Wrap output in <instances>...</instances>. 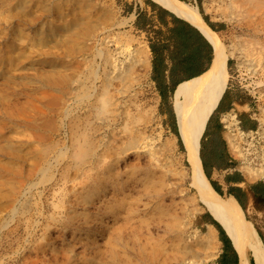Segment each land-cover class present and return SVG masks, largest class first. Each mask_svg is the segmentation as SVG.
Instances as JSON below:
<instances>
[{
  "label": "rangeland",
  "instance_id": "1",
  "mask_svg": "<svg viewBox=\"0 0 264 264\" xmlns=\"http://www.w3.org/2000/svg\"><path fill=\"white\" fill-rule=\"evenodd\" d=\"M182 1L238 42L226 86L247 116L253 92L264 101V14L243 0ZM140 8L149 11L145 0H0V264H216L220 234L159 106ZM135 54V81H114L112 60ZM108 82L116 123L98 113ZM144 102L154 122L128 124L123 107ZM124 123L151 137L145 148ZM241 209L264 247V203Z\"/></svg>",
  "mask_w": 264,
  "mask_h": 264
},
{
  "label": "bare ground",
  "instance_id": "2",
  "mask_svg": "<svg viewBox=\"0 0 264 264\" xmlns=\"http://www.w3.org/2000/svg\"><path fill=\"white\" fill-rule=\"evenodd\" d=\"M153 1L191 22L203 33V35L211 42L213 46L215 58L212 65L202 74L178 83L174 89L172 95V109L175 116L177 133L185 149L186 160L189 164L188 174L190 176V180L193 185H195V187L203 193V202L209 208V211L216 218V220L223 226L227 235L231 238L233 245L235 246L240 257L239 264H247L245 258V250L247 248L250 250L255 264H264V247L262 246L261 240L254 227L248 220L244 218L240 205L232 196L222 197L218 192L215 191V189H213L203 171L199 156V140L205 128L207 119L216 107L225 90L228 78L226 68L227 59L231 56H236L237 52H239L238 42L233 38L230 39L229 43H225L218 33L202 19L197 7L191 6L185 1ZM243 1L248 3L251 9L256 8L264 14V0ZM142 49H136L135 53L139 54L143 52ZM137 54H135V57L131 58V60L122 66H116L115 63H113V60L112 62L110 61V64L113 65V69H111L110 72L114 74V77L111 75L113 78H115L114 81L118 79L121 81V83L126 84L125 86H128V82L134 80L132 76L134 68L137 66L136 64L139 63L138 61L141 60L137 57ZM138 56H140V54ZM112 77H109V79L111 80ZM109 82L107 87L106 85L103 87V91L99 95V102L101 105L98 106L100 109L98 112L99 115L101 114L100 116L103 117V121H108V123L112 121L115 122L116 117L119 115L117 112L118 101H116V97L111 93L112 90L110 91L108 88V86H111ZM125 86L123 85V87ZM125 89L122 90L124 91ZM123 91H121V93ZM130 103L133 102L130 101ZM133 106L135 107L134 111L131 110V106L123 107V115H125V121L127 123L128 120L135 119H143L146 121L153 120L154 122L155 113L154 108L151 105H148L147 102H144L143 105L134 103ZM100 116H98L99 119ZM88 125L89 127L87 126L86 128L89 131L95 130L97 127L93 126L90 120ZM124 125L125 130L130 133V141L133 145L135 144L133 147L138 146L145 148L148 144L146 139L148 136L145 135L144 137H141L139 136L141 133L138 132L134 136V132L130 126H127L126 123H124ZM133 128L136 129V127ZM90 134L91 133L88 131L85 132L89 150L94 145ZM149 138L151 137H148V139ZM169 142L170 139L166 138L165 140L161 141V144L166 145Z\"/></svg>",
  "mask_w": 264,
  "mask_h": 264
},
{
  "label": "crops",
  "instance_id": "3",
  "mask_svg": "<svg viewBox=\"0 0 264 264\" xmlns=\"http://www.w3.org/2000/svg\"><path fill=\"white\" fill-rule=\"evenodd\" d=\"M147 12L149 14L152 13L150 8ZM189 23L196 28L198 34H191L190 38L184 41V43H181L177 39L169 36L167 27L159 26L158 24H156L154 28H161V34L153 37V32L149 33V37L152 38L150 42H153L157 49L155 56L149 47L150 78L155 84L158 95L159 92L157 89V84L152 79V76H155L162 81V84L159 86V88L165 95L168 96L167 99H163L159 95V106L168 104L172 109L171 98L178 83L202 74L212 65L211 62L214 57V49L211 42L196 26H194L191 22ZM170 25L171 23H168V26ZM171 87L173 88L172 91H170ZM225 89V95L222 94L221 98L219 99V101L221 100L222 105L227 106L230 104L231 106L233 103H237L239 106H241L237 101L238 98L232 99L231 103H229L231 100L230 96L233 95V88L231 86H226ZM238 110L240 114H243L241 109L238 108ZM212 115L213 114H211L207 120L205 126V134L203 136L202 147L200 150L202 154V160L200 159L201 164L203 162L205 168L208 171V180H212L218 186V189L222 191V194L232 196L237 201L235 196L229 193V190H236L237 186L244 190L246 195L244 199V207L248 206L254 202V191H256V193L264 191V183L245 180L240 174V179L236 180L231 177L233 172L226 171L227 167L224 162L215 163V159L221 153H223V151L226 153V150L222 142L220 130L218 129V118H216V115ZM249 186H253V188L249 189ZM231 241L232 240H230V242ZM220 242L221 248L216 258V264H239L240 257L235 246L232 245L233 242L231 243V246L234 249L236 256L225 248V245L221 240ZM245 258L247 264H251V259L252 263L255 264L251 252L250 254H247L245 251Z\"/></svg>",
  "mask_w": 264,
  "mask_h": 264
},
{
  "label": "trees",
  "instance_id": "4",
  "mask_svg": "<svg viewBox=\"0 0 264 264\" xmlns=\"http://www.w3.org/2000/svg\"><path fill=\"white\" fill-rule=\"evenodd\" d=\"M195 1H196V4L199 6L201 3V0H195ZM145 3L147 5V7L150 8L152 13L149 14L145 9L137 10L134 25L136 28H138V29H140L146 33L147 40L149 41V47H150L151 51L155 54V56H156L157 49L155 47V44L153 42H150L152 38L149 37V33L153 32V37L161 34V32H162L161 28H154V26L156 24H158L159 26L167 27V31L169 33V36L177 39L181 43H184V41H186L188 38H190L191 34H198L196 28L193 27L187 20L176 15L175 13L170 11L169 9L163 7L162 5L158 4L157 2H155L153 0H145ZM202 18L205 20V22L212 29H216L215 24L210 22L205 15H202ZM168 23H171V25L168 26ZM152 79L157 84V89H158V92H159V95L161 96V98L167 99L168 96L165 95L163 93V91L159 88V86L162 84V81L155 76H152ZM172 89L173 88L171 87L170 91H172ZM225 93H226V89L223 92V95H225ZM230 98H231V100L229 103H231L232 99H237L238 97H237L236 93L233 92V95L230 96ZM228 105L223 106L221 103V100L218 102L216 108L214 109L215 114H216V118H218V115L221 111L226 110L230 107V104H228ZM167 106H168V108H167L166 112L169 115V118L171 121L170 126L172 128V131L177 134V129H176V125L174 122L172 110L170 109V106L168 104H167ZM240 118H241L243 127H245V128L253 127V121H251L248 118V116H246L245 114H240ZM218 129L220 130V126L218 127ZM204 134H205V132H204ZM204 134H203V136H204ZM202 140H203V138H202ZM202 140H201L200 150L202 147ZM200 150H199V155H200V159L202 160V154H201ZM226 156L227 155H226L225 151H223V153H221L215 159V163L224 162L226 167H229L231 164L226 160L227 159ZM202 165H203L204 173H205L206 177L209 179L208 171L205 168L203 162H202ZM231 177L236 179V180L240 179V175L238 172H233ZM209 181H210V184L213 187V189H215L216 192H218L220 195H222V191L220 189H218V186L212 180H209ZM258 182L264 183L261 181H258ZM252 188H253V186H249V189H252ZM229 193L233 194L235 196V198L237 199V201L239 202L240 206L242 208H244V199L246 196L245 191L242 190L239 186H237L236 190L231 189V191L229 190ZM254 194H255L254 202L264 203V191H262L260 193H256V191H254ZM207 216H208L207 219L209 220V222H211L218 229L219 234H220V240L224 243L225 248L228 251H230L233 255H235V251L231 246V242H230L229 238L227 237V235L225 234L224 230L222 229L221 225L209 213H207ZM251 264H253L252 259H251Z\"/></svg>",
  "mask_w": 264,
  "mask_h": 264
},
{
  "label": "built area",
  "instance_id": "5",
  "mask_svg": "<svg viewBox=\"0 0 264 264\" xmlns=\"http://www.w3.org/2000/svg\"><path fill=\"white\" fill-rule=\"evenodd\" d=\"M248 118L253 127H243L238 104L233 103L218 115L220 134L227 160L226 171L238 172L245 180L264 182V101L253 92Z\"/></svg>",
  "mask_w": 264,
  "mask_h": 264
},
{
  "label": "water",
  "instance_id": "6",
  "mask_svg": "<svg viewBox=\"0 0 264 264\" xmlns=\"http://www.w3.org/2000/svg\"><path fill=\"white\" fill-rule=\"evenodd\" d=\"M214 58H215V54H214V57H213V59H212V62H211V64L213 63V60H214ZM211 214V213H210ZM211 216L216 220V218L211 214ZM217 221V220H216ZM218 222V221H217ZM219 223V222H218ZM220 224V223H219ZM221 225V224H220ZM221 227H222V229L224 230V228H223V226L221 225ZM224 232L226 233V231L224 230ZM226 235H227V233H226ZM228 236V235H227ZM229 237V236H228ZM229 239H230V237H229ZM231 240V239H230ZM231 243H232V241H231ZM232 245H233V243H232ZM234 246V245H233Z\"/></svg>",
  "mask_w": 264,
  "mask_h": 264
}]
</instances>
